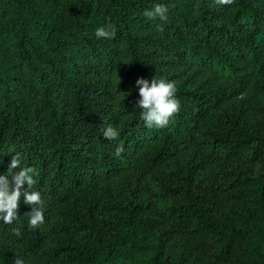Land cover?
Returning <instances> with one entry per match:
<instances>
[{
    "label": "trees",
    "instance_id": "16d2710c",
    "mask_svg": "<svg viewBox=\"0 0 264 264\" xmlns=\"http://www.w3.org/2000/svg\"><path fill=\"white\" fill-rule=\"evenodd\" d=\"M138 78L175 82L165 127L140 118ZM15 153L44 223L21 196L0 264H264V0H0L10 186Z\"/></svg>",
    "mask_w": 264,
    "mask_h": 264
},
{
    "label": "clouds",
    "instance_id": "9594fccd",
    "mask_svg": "<svg viewBox=\"0 0 264 264\" xmlns=\"http://www.w3.org/2000/svg\"><path fill=\"white\" fill-rule=\"evenodd\" d=\"M217 6L231 5L234 0H214ZM167 7L157 4L150 10H146L143 15L149 19L167 20ZM162 30L161 26H157ZM117 29L112 22H107L95 30V36L99 38L111 39ZM138 87L139 99L137 107L141 109L140 118L148 128L165 127L170 118L179 111L180 105L175 99L176 84L163 78H151V81L138 78L135 82ZM102 135L107 140H115L119 137L116 127L109 124L102 130ZM122 145L117 147V154L122 153ZM19 167V171L12 173V169ZM8 171L11 173L12 184L10 186L9 176L0 175V220L5 224H12L18 218L17 209L21 196L24 202L31 205V211L25 213L28 216V225L35 229L44 223L43 200L39 191L32 190L36 184L33 178L34 169L32 167H22L19 153L12 157ZM27 189L22 191L24 185ZM14 264H24L22 258H15Z\"/></svg>",
    "mask_w": 264,
    "mask_h": 264
}]
</instances>
